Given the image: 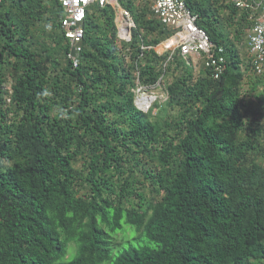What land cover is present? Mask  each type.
Segmentation results:
<instances>
[{
    "label": "trees",
    "instance_id": "1",
    "mask_svg": "<svg viewBox=\"0 0 264 264\" xmlns=\"http://www.w3.org/2000/svg\"><path fill=\"white\" fill-rule=\"evenodd\" d=\"M185 1L225 50L220 79L159 54L173 32L135 0H118L129 42L113 6L89 12L77 68L58 0H0V264H264V74L238 46L250 23L229 0ZM165 77V114L138 109V83Z\"/></svg>",
    "mask_w": 264,
    "mask_h": 264
},
{
    "label": "built area",
    "instance_id": "2",
    "mask_svg": "<svg viewBox=\"0 0 264 264\" xmlns=\"http://www.w3.org/2000/svg\"><path fill=\"white\" fill-rule=\"evenodd\" d=\"M64 18L61 29L70 51L67 54L73 67L80 64V53L83 50L85 37L84 22L93 5L104 7L111 5L116 11V23L120 41L129 42L132 39L135 21L129 11L119 4L118 0H58ZM144 4L150 15L173 32V44L165 49L170 52L172 60L175 52L194 67L200 61L202 69H208L214 79H220L226 70V57L223 47L217 46L209 34L198 25L199 15L194 13L185 0H135ZM240 12L247 14L250 27L245 30L244 46L247 56V66L251 75L264 74V0H229ZM241 48V47H240ZM153 86H137L135 104L138 109L147 113L153 107Z\"/></svg>",
    "mask_w": 264,
    "mask_h": 264
},
{
    "label": "rangeland",
    "instance_id": "3",
    "mask_svg": "<svg viewBox=\"0 0 264 264\" xmlns=\"http://www.w3.org/2000/svg\"><path fill=\"white\" fill-rule=\"evenodd\" d=\"M90 11L91 12H96L97 11V7L96 5H93L91 8H90ZM35 38L33 39L34 42H36V46H39L40 44H43L45 42H50V35H51V31L50 30H47L46 28V22L45 20L43 22H39V24L37 25V27L35 28ZM165 42V41H164ZM163 42V43H164ZM162 43V44H163ZM160 44L158 47H156V51L159 53V54H164L165 52H169L167 51L165 48L162 49L163 45ZM202 70V64L201 62L199 61L196 66L194 67V73L195 75H198L200 74ZM171 78H164L162 79L158 85L154 86L153 87V96L156 98L155 102L153 103V109H154V115H157L158 113H161V114H165L164 111L168 110V109H163V107L166 108V105L168 104V94H167V91H166V86L171 82ZM12 81H10L9 83H7V89L10 88V85H11ZM156 104H158V107H156ZM170 112L172 114H174L175 111H172L170 110ZM142 181V179H141ZM147 186V189L143 190L145 195L150 197L151 194H152V191H151V188L148 187V184H146ZM128 228V231L125 235L123 234H117L115 236L116 240L118 242H122L124 241L123 239H125V243H124V246H126L128 244V242L132 239H134L137 235L136 231L131 228V227H127ZM125 236V237H124ZM75 246L74 244H70L69 245V252H68V256L67 258H70L72 259L77 252H75Z\"/></svg>",
    "mask_w": 264,
    "mask_h": 264
},
{
    "label": "bare ground",
    "instance_id": "4",
    "mask_svg": "<svg viewBox=\"0 0 264 264\" xmlns=\"http://www.w3.org/2000/svg\"><path fill=\"white\" fill-rule=\"evenodd\" d=\"M168 40H172V39H168ZM172 44H173V40H172V43L169 46H171ZM150 100L153 101V103H154L156 98L153 96V98H150Z\"/></svg>",
    "mask_w": 264,
    "mask_h": 264
}]
</instances>
